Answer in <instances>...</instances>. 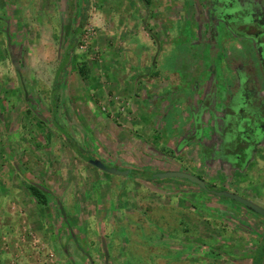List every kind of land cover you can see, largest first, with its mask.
<instances>
[{
    "label": "rangeland",
    "instance_id": "374dc122",
    "mask_svg": "<svg viewBox=\"0 0 264 264\" xmlns=\"http://www.w3.org/2000/svg\"><path fill=\"white\" fill-rule=\"evenodd\" d=\"M2 1L0 264H172L177 247L191 264H264L263 219L156 178L188 172L264 208V130L243 166L223 132L232 112V134L258 129L248 104L264 98V40L228 30L226 1ZM229 1L264 20V0ZM66 52L74 68L56 90Z\"/></svg>",
    "mask_w": 264,
    "mask_h": 264
},
{
    "label": "flooded vegetation",
    "instance_id": "af4514ba",
    "mask_svg": "<svg viewBox=\"0 0 264 264\" xmlns=\"http://www.w3.org/2000/svg\"><path fill=\"white\" fill-rule=\"evenodd\" d=\"M225 1L226 2H224L222 4V6L226 7V15L225 16L221 15L220 19H222V21L226 23L228 30L231 31L232 34H235L237 37H239L241 39H248V40L249 39L259 40L260 39V40H264V35L262 37H260V38H256L255 36H251L249 34L241 33V31L238 29L240 24H242L241 22H243V23H247L248 22V23L253 24V25H258L259 24V27L264 29V23H263L264 20H261V18H260L256 22H252V21H250L248 19H245V18H243V16L246 13L237 12V10H235L233 8L234 5H235L234 2L229 1V0H225ZM230 7H231V10H230ZM211 13H210V15H211ZM242 18L244 19V21H242ZM192 87H193V85H192ZM246 87H248V86L246 85ZM251 99H250L249 104H248V109H249V113L251 112L252 115H251V117L249 119H253L254 120L253 124H255L256 129L258 128L257 130L252 129V127L250 128L251 129L250 130L251 134H250L249 138L251 140H249V141L248 140H243L240 137V133H238V134L236 133L235 135L232 134V133H235V130H237V125H235V123L237 121L236 116L238 114L235 115L236 112H232V114H231L232 116L229 115L230 119H229L228 123H226V125L224 126V129H223L224 135L226 136V139L224 141L225 145H226V146L224 145L225 146V154L228 155L230 153L232 147H234L235 144L237 145L238 138H240L241 139L240 144L246 146V149L244 151V153H245V160L244 161L248 160L249 153H250V147L252 146L251 141H254L257 138V136H259L258 132H261V130H264V98H262L261 100H253V99L251 100ZM231 109L233 110L234 107L231 108ZM231 109H230V111H231ZM241 112H243V109H241ZM253 112H254V115H253ZM259 121H261V122H259ZM256 131H258V132H256ZM231 158H232V156H231ZM232 159L234 161H236V162L238 161L236 157H235V159L234 158H232ZM118 169H121V168H118ZM132 175H133V171H131V173L128 176H132ZM179 181H182V180H179ZM183 182H186V181H183ZM186 183H188V182H186ZM188 184H190V183H188ZM207 186L209 187V189H211V188L218 189L216 187H213V186L209 185L208 183H207ZM218 190H220V189H218ZM203 192L208 194V195H212V194H210L208 192H205V191H203ZM248 213H250V212L248 211Z\"/></svg>",
    "mask_w": 264,
    "mask_h": 264
},
{
    "label": "water",
    "instance_id": "95a60500",
    "mask_svg": "<svg viewBox=\"0 0 264 264\" xmlns=\"http://www.w3.org/2000/svg\"><path fill=\"white\" fill-rule=\"evenodd\" d=\"M241 23L242 24H240V26L238 27L241 33L249 34L251 36H255L256 38H260L264 35V29L260 28L259 24L253 25L248 22L247 23L241 22ZM15 65L18 66L17 63ZM89 164L105 173L112 174V175L126 177L131 173L130 169H114V168L107 167L104 164V162L98 159L91 160ZM156 178L157 179H178V180L186 181L200 188L201 190L212 194L214 197L218 199L230 200L234 204L246 209L253 215L264 220V208H262L261 206L253 203L252 201L246 198L238 196L237 194L231 193L229 191L218 190L215 188L209 189V187L207 186V183L203 179L191 173L181 172V171H168V172H162L160 174H156Z\"/></svg>",
    "mask_w": 264,
    "mask_h": 264
},
{
    "label": "trees",
    "instance_id": "16d2710c",
    "mask_svg": "<svg viewBox=\"0 0 264 264\" xmlns=\"http://www.w3.org/2000/svg\"><path fill=\"white\" fill-rule=\"evenodd\" d=\"M87 6L84 7L82 9L81 12V28L85 26L86 21H87ZM74 49V43H72L71 45H69V50L72 52V50ZM70 67L74 68V65L72 63V53L66 52V54H64L62 57H60V62H59V67H58V72L56 75V84L54 85L55 89L58 90V88H60V85L63 83V78L65 75L68 74V69ZM17 69H19L17 67ZM27 97H29L27 95ZM63 132V131H62ZM237 145L235 144L234 147H232L230 153L228 154L230 157L232 156V158L235 159V157L237 158V161L239 163V165L243 166V162L245 160V149L246 146L245 145H241V139L238 138L237 141ZM73 144V143H72ZM73 147L76 149V151L78 152V154L80 155L81 158L85 159L88 161L90 159H95V157L92 154H87V153H83L82 150L78 147H76V144H73ZM87 154V155H86ZM107 167L110 168H114L117 169L118 167L104 163ZM26 191L28 192V194L30 195V197L35 201V203H37V205H39L40 207L45 208V210H48V198L47 196L36 186H30L29 188L26 189Z\"/></svg>",
    "mask_w": 264,
    "mask_h": 264
},
{
    "label": "crops",
    "instance_id": "0c3cea01",
    "mask_svg": "<svg viewBox=\"0 0 264 264\" xmlns=\"http://www.w3.org/2000/svg\"><path fill=\"white\" fill-rule=\"evenodd\" d=\"M0 3L3 4L4 2L2 0H0ZM128 39H131L130 37ZM175 252L173 253V257L172 259H169V262H172V264H174L173 262L176 261V259H178V263L176 264H191L189 263V259L191 258V252L189 248L183 249L182 252H180V250L177 248H175ZM188 250V251H186Z\"/></svg>",
    "mask_w": 264,
    "mask_h": 264
}]
</instances>
